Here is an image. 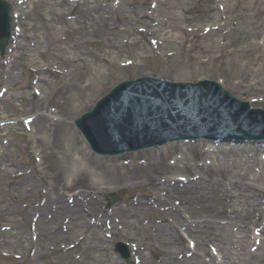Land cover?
<instances>
[{
    "label": "rangeland",
    "instance_id": "1",
    "mask_svg": "<svg viewBox=\"0 0 264 264\" xmlns=\"http://www.w3.org/2000/svg\"><path fill=\"white\" fill-rule=\"evenodd\" d=\"M7 1L11 4L14 22L12 41L6 56L0 57V124L5 123L0 130V264H136L134 257H139L142 264H156L170 249L162 239L165 234H161V227L172 221L178 228L173 230V235L180 244L176 254L179 262L218 264L211 254L212 242L204 237L199 239V234H193L191 227L188 231L185 226L203 217L187 214L188 217H181L186 222L178 223L174 214L163 216L153 197L175 188L180 190L177 197L193 198L200 203L204 199H199V188L192 185V180L200 178L197 183H205L204 186L217 182L219 196L215 203H230L237 210L231 217L220 216L221 225L230 229L228 222H239L248 211L249 185L258 188L254 191L256 194L264 190V145L213 146L207 141L179 142L119 157H101L91 151L74 121L92 110L96 102L121 81L146 76L183 83L219 81L240 99L258 101L253 107L264 108V0H257L251 11L248 2L239 4L243 7L239 11L233 0L193 1L184 12L178 5L179 0H171L181 25L192 29L191 33L175 32L179 36L177 43L163 35V28L143 18V15L152 17L155 0H123L119 5L116 0H55L64 11L60 20L46 10L45 3L49 0L39 6H35L33 0ZM219 4L230 10L220 11ZM217 12L222 13L224 19L217 20ZM48 20L53 21L51 30L44 29ZM19 25L25 36L17 34ZM223 25L205 35L206 28ZM76 26L85 28L78 31ZM142 29L146 32L140 31ZM57 38L61 39V47L54 45ZM34 43L37 44L35 51L30 46ZM73 43L80 45L84 57L70 51ZM110 43L115 47L110 48ZM73 55L82 57L85 65L79 64L77 72L71 74L72 68L64 60ZM104 56L109 58L107 62L96 61L97 57ZM34 58L39 66L49 68L43 76L46 81L40 84L45 94L43 99L32 91L34 73L29 68ZM12 59H15L13 63ZM96 68H101L105 76L90 91H80L77 85H86L90 78L87 75L92 73L93 77ZM10 77L12 88L5 94ZM35 115L33 132L37 130L44 136L47 129L48 133L47 139L40 142L42 148L36 145V137L27 132L22 122L23 118ZM54 118L72 127L78 144L88 156V173L91 174L75 183L70 177L64 179L60 172L62 165H57L53 144L61 141L63 130ZM38 152L44 159L43 166L38 163ZM103 171H107L104 180L121 178V182L99 190L95 183L105 173ZM173 177L190 182L163 189L166 180ZM258 177L261 180H255ZM204 190L211 193L208 188ZM63 193L69 199L85 193L96 203L93 213L84 214L88 223L99 221L98 231L94 234L67 232L68 239L60 248L55 233L59 229L66 234V225L58 223L52 230L40 231L35 241L31 227L36 214L33 208L44 198L53 200ZM109 193H117L119 200L111 210H106L105 197ZM225 193L236 197L229 200ZM135 198L153 203L154 209L146 217H122L119 211ZM170 199L175 203L174 197ZM254 227L264 228L263 214L261 220L249 224L247 231L251 235ZM187 231L197 242L201 258L189 259L191 250L182 234H188ZM116 233L120 235L114 236ZM262 238L263 245L256 254L264 257V232ZM122 242L129 245L133 255L127 261L114 252L115 245ZM72 245L76 247L71 249ZM97 245L101 252L96 250ZM261 257L247 264H264Z\"/></svg>",
    "mask_w": 264,
    "mask_h": 264
},
{
    "label": "bare ground",
    "instance_id": "2",
    "mask_svg": "<svg viewBox=\"0 0 264 264\" xmlns=\"http://www.w3.org/2000/svg\"><path fill=\"white\" fill-rule=\"evenodd\" d=\"M193 1H202V0H179V7L181 10L188 11V6ZM236 1V7L239 11L243 10V7L239 4L248 2L249 5V11L253 9V5L257 0H233ZM261 1V0H260ZM42 2L45 3L44 0H34V5L39 6L42 4ZM116 4H122L123 0H116ZM47 7L46 10L50 12V15L57 16L60 20V17H63L64 11L61 6V4H56L55 0H49L47 3H45ZM44 7V6H43ZM44 7V8H45ZM55 7H59V9H55ZM218 9L220 11H228L230 10V7H220L218 6ZM236 9V8H235ZM256 11H260V9L256 8ZM264 11V10H263ZM215 17L217 20H222L224 17L222 16V13L217 12ZM143 18L150 22L153 26H159L160 28H163V35L168 36V39L172 41V43H177L176 41L179 36L175 34V32H184V33H191L192 29L188 26L181 25L180 18L176 14V7L173 5V2L171 0H155L154 1V12L152 14V17L143 15ZM195 20V18H193ZM52 20H48L44 26V29L51 30L50 26L52 25ZM62 24H65L62 22ZM223 26H220V28H223ZM85 27L83 26H76V30H83ZM155 33L157 30H154ZM20 34L25 36V31L21 30L19 32ZM50 40V39H49ZM51 41V40H50ZM53 44V42L51 41ZM109 44V43H108ZM56 46L62 45L61 39L57 38L56 42L54 43ZM30 46L34 47V51L37 49V44H31ZM109 47H115L114 43H110ZM70 51L77 52L80 56L84 57L80 45L78 43L71 44ZM82 57H78L77 55L69 56L64 61H66L71 69V74L77 72V68L80 65H85L84 60ZM107 56L104 57H97V62H107ZM109 59V58H108ZM32 70L35 73V83L37 84V87L34 89V91L44 98L43 88L39 86L40 84L44 83L45 79L43 78V75L47 72V68L41 67L37 64L35 58L32 59L31 63ZM80 64V65H79ZM13 68V67H12ZM31 69V68H30ZM92 75V73H91ZM90 74L87 76H90L88 82L86 85H77L82 92L90 91L95 84L98 82L99 79H101L103 76H105V73L102 72L101 68H96V74L91 77ZM11 77L8 80V89L9 91L12 88V82H10ZM66 92V91H65ZM57 126L61 127L63 130L61 141L58 143V145L53 144V148H55V152L57 155V165L59 163V166L62 165L60 168V172L64 174V179L67 177H70L71 181L73 183L77 182L82 176H89L91 173H88L90 169V165L88 166V156L87 153L83 148H81V144H78V140L76 138V134L71 131L72 127L67 126L64 122H58ZM34 136L36 137V145L40 148L41 144L40 142H43L47 139L48 133L47 129H44V136H41L36 130L34 131ZM42 150V149H41ZM55 152H53V155H55ZM74 154H77L78 157H75ZM41 155V153H39ZM43 160L41 161V164L43 163ZM87 161V163H85ZM68 163V164H64ZM67 165V166H66ZM101 176H99V180L95 183V186L99 190L106 189V186L113 185L115 183H119L121 178L112 179L111 181L104 180V175L107 173V171ZM88 173V175H85ZM93 175V174H92ZM137 180V179H133ZM199 179H194V185L195 187L199 188L200 195L199 199L203 200L202 202L198 203L196 199L191 198H179L178 192L180 190H177L175 188L168 190L169 185L171 187L179 184L180 180L176 178L168 179L166 180L164 186L162 187L165 190L164 193L162 192L159 196V194L155 195L153 197L154 202L160 206V210L162 211V214L164 217H170V214H174L177 218V222H182L183 224L186 222L181 217H203L199 221H192V223H186V227H191L190 231L193 234H199L198 238L202 239L204 237V240H209L212 242L214 249L212 250L219 253L217 258L218 264H247L250 260L255 259L256 257H261L259 254H256L255 252L260 247V245H263V241L261 242L258 237H254V230L252 229V235L249 231V224H253L255 220L259 221L261 220L260 217L262 214L264 215V202L262 196L264 195V190L260 194H256L254 191L258 189L255 185H249V201L247 202L248 211L242 215V218L239 222H234L233 220H230L229 227L230 229L225 228V226L221 225V221L223 220L220 216L225 217H231V214L234 212H237V210L231 206L230 203L226 202H219L218 205L215 203V198L219 196V187L218 183L216 182H208L207 185L204 186L205 183H197ZM255 180H261V177H258ZM254 180V181H255ZM123 181V180H122ZM121 182V181H120ZM197 183V184H195ZM135 185H138V183H135ZM204 188L210 189V192H207L204 190ZM244 189V187H242ZM196 193V192H195ZM244 193V191H243ZM226 194V193H225ZM197 195V194H196ZM227 197H229V200H231V197H236L235 194L228 193L226 194ZM243 196V194H241ZM170 197H174L175 203L170 199ZM91 206V208H90ZM154 204L149 203L148 201H145L144 199L135 198L133 202H130L127 206H125L123 209H121L119 212L121 213L122 217H146L148 216L152 210L154 209ZM97 209V205L95 202L91 201V198L86 195L85 193H79L74 196V198L69 199L64 193L61 194L59 197H56L55 199L51 200L50 198H44L39 205L35 207V212H37V222L36 225L38 226V231H49L52 230V227L55 224L62 223L63 225H66L67 232L74 233V232H80L81 234H87L88 232L98 231L97 229V223L99 221L93 220L92 222H87L86 215L84 213H93L94 210ZM230 209V210H228ZM47 214V217L44 215ZM187 220V219H186ZM172 223H169L161 227V234H165L163 236V241H165L166 246H169V252L166 253V255H163L160 257L158 262L156 264H190L189 261L186 262H179L178 258L176 257V254L178 252V248L180 244L174 239L173 230L177 231L178 228ZM226 225V224H224ZM70 227V228H69ZM144 230L143 232H145ZM247 231V232H246ZM264 232V228L262 230ZM61 233L58 230H56V241H60L58 247L63 248V241L68 239L67 233ZM139 233L142 232V230L138 231ZM99 234V233H97ZM96 234V235H97ZM185 238L188 239L189 248L190 250H195L193 256H191L189 259H197L201 258L203 255L198 254V249L195 246L193 248V245H195L194 241L191 238L190 235L182 232ZM120 235L119 233H116L114 236ZM69 236V235H68ZM70 237V236H69ZM158 237V236H156ZM251 239L253 241L251 242ZM104 243H107V241H103ZM58 243V242H57ZM100 245V242H99ZM99 245L95 246L96 250L101 252ZM237 248V250L235 249ZM222 253H221V251ZM252 254H250V253ZM187 257V256H186ZM193 257V258H192ZM188 258V257H187ZM261 261L264 262V257H261ZM117 264V263H114ZM142 264V262H141Z\"/></svg>",
    "mask_w": 264,
    "mask_h": 264
},
{
    "label": "water",
    "instance_id": "3",
    "mask_svg": "<svg viewBox=\"0 0 264 264\" xmlns=\"http://www.w3.org/2000/svg\"><path fill=\"white\" fill-rule=\"evenodd\" d=\"M9 34V6L0 0L2 50ZM76 124L101 154L138 150L199 133L264 137V111H252L215 83L183 86L153 79L124 83Z\"/></svg>",
    "mask_w": 264,
    "mask_h": 264
}]
</instances>
